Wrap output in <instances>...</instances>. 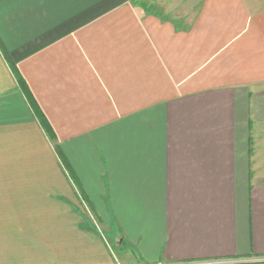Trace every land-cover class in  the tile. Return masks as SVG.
Masks as SVG:
<instances>
[{"label":"crops","instance_id":"crops-1","mask_svg":"<svg viewBox=\"0 0 264 264\" xmlns=\"http://www.w3.org/2000/svg\"><path fill=\"white\" fill-rule=\"evenodd\" d=\"M180 1L0 0V264H264V0Z\"/></svg>","mask_w":264,"mask_h":264},{"label":"rangeland","instance_id":"rangeland-1","mask_svg":"<svg viewBox=\"0 0 264 264\" xmlns=\"http://www.w3.org/2000/svg\"><path fill=\"white\" fill-rule=\"evenodd\" d=\"M138 1H143V2H146V3H150V2H159L160 3H165L167 4V7L168 5L171 6L169 8H172L173 10H175L174 8L177 7V3L178 1L180 0H138ZM182 2V1H180ZM160 7V6H159ZM163 7V6H161ZM182 7L183 6H180L178 5V11L177 12H183L182 11ZM165 9H168V8H165ZM176 12V11H175ZM205 78V83H207L206 85H222V84H229V83H234L236 82L238 79H240V77L243 75H240L239 77V74H229V75H225V74H209V75H201ZM207 80V81H206ZM239 82V81H238Z\"/></svg>","mask_w":264,"mask_h":264},{"label":"trees","instance_id":"trees-1","mask_svg":"<svg viewBox=\"0 0 264 264\" xmlns=\"http://www.w3.org/2000/svg\"><path fill=\"white\" fill-rule=\"evenodd\" d=\"M9 66H10L13 74L15 75V78H16V81H17L18 85L24 90L25 94L27 95L29 103H30V105L32 106V108H33V110L35 112V115H36V117H37V119L39 121V124H40L41 128L43 129V131L46 134V136L48 137V139L51 142H53L55 140V138H54V135H53V132H52V129H51L49 123L46 121V119L44 118L43 114L37 108V106H36L35 102L33 101L32 97H30L29 92L26 89V85L23 82L22 78L19 76L15 66L13 64H10ZM54 148L57 151L59 159L62 161L63 158H62V156H61V154H60V152L58 150V147L55 146Z\"/></svg>","mask_w":264,"mask_h":264}]
</instances>
